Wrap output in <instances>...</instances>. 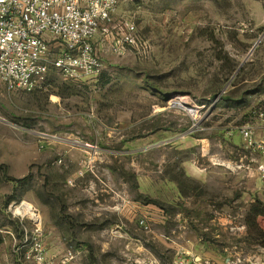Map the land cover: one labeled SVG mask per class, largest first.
<instances>
[{
	"label": "rangeland",
	"instance_id": "1",
	"mask_svg": "<svg viewBox=\"0 0 264 264\" xmlns=\"http://www.w3.org/2000/svg\"><path fill=\"white\" fill-rule=\"evenodd\" d=\"M116 13L114 34L128 20L140 47L118 54L109 38L98 75L0 81V224L9 215L55 264H264V235L246 225L263 153L240 131L264 144V0ZM23 201L40 222L14 212Z\"/></svg>",
	"mask_w": 264,
	"mask_h": 264
},
{
	"label": "built area",
	"instance_id": "2",
	"mask_svg": "<svg viewBox=\"0 0 264 264\" xmlns=\"http://www.w3.org/2000/svg\"><path fill=\"white\" fill-rule=\"evenodd\" d=\"M128 1L0 0V81L10 89L31 91L52 70L67 79L94 77L104 67L100 46L109 38H114L112 52L138 51L132 22L126 20L122 32L114 34L116 12ZM240 131L249 147L262 146L253 126L246 124ZM259 170L264 181V165ZM31 239L32 264H55L37 236Z\"/></svg>",
	"mask_w": 264,
	"mask_h": 264
},
{
	"label": "crops",
	"instance_id": "3",
	"mask_svg": "<svg viewBox=\"0 0 264 264\" xmlns=\"http://www.w3.org/2000/svg\"><path fill=\"white\" fill-rule=\"evenodd\" d=\"M257 137L259 136L257 135ZM259 150L263 155L260 154V157L256 159L257 173H259V166L264 165V144ZM253 194L256 193L253 192ZM258 198L264 201L261 196ZM10 219L9 215H6L0 224V264H32V252L30 251L32 242H25L22 238L18 241L17 226ZM26 231L28 230L26 229Z\"/></svg>",
	"mask_w": 264,
	"mask_h": 264
},
{
	"label": "trees",
	"instance_id": "4",
	"mask_svg": "<svg viewBox=\"0 0 264 264\" xmlns=\"http://www.w3.org/2000/svg\"><path fill=\"white\" fill-rule=\"evenodd\" d=\"M0 167H3L0 165ZM23 179H15V181L17 182H21L23 181ZM264 216V201H262L261 199H256L249 208L248 214H247V218H246V225L248 228H254L256 232L264 235V229L259 226L258 224V216Z\"/></svg>",
	"mask_w": 264,
	"mask_h": 264
},
{
	"label": "bare ground",
	"instance_id": "5",
	"mask_svg": "<svg viewBox=\"0 0 264 264\" xmlns=\"http://www.w3.org/2000/svg\"><path fill=\"white\" fill-rule=\"evenodd\" d=\"M186 106V105H185ZM191 113L197 114V109H190L187 108ZM14 208V212L21 216H26L29 219L33 220L34 222H40V215L38 214L37 210L33 207L31 203L23 201L20 205H12ZM31 217V218H30Z\"/></svg>",
	"mask_w": 264,
	"mask_h": 264
}]
</instances>
